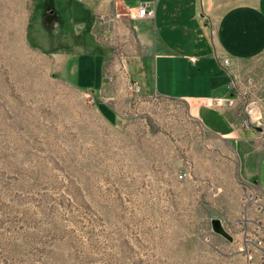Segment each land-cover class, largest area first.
Returning a JSON list of instances; mask_svg holds the SVG:
<instances>
[{
  "label": "rangeland",
  "instance_id": "374dc122",
  "mask_svg": "<svg viewBox=\"0 0 264 264\" xmlns=\"http://www.w3.org/2000/svg\"><path fill=\"white\" fill-rule=\"evenodd\" d=\"M32 8L0 0V264H264V213L233 142L185 101L132 91L118 45L105 90L69 84L65 53L40 50L38 17L27 40ZM238 80L240 108L256 94Z\"/></svg>",
  "mask_w": 264,
  "mask_h": 264
},
{
  "label": "crops",
  "instance_id": "0c3cea01",
  "mask_svg": "<svg viewBox=\"0 0 264 264\" xmlns=\"http://www.w3.org/2000/svg\"><path fill=\"white\" fill-rule=\"evenodd\" d=\"M143 3L153 10L151 18L136 17ZM32 9L27 40L33 44L28 29L38 17L40 50L65 53L59 71L69 84L105 90L103 64L118 45L139 90L185 101L205 131L213 128L214 136L233 142L241 180L264 191V0H33ZM114 15L107 27L99 21ZM236 79L245 89L255 84L261 129L239 128L237 106L204 104L230 95L227 87Z\"/></svg>",
  "mask_w": 264,
  "mask_h": 264
},
{
  "label": "built area",
  "instance_id": "2783aa9c",
  "mask_svg": "<svg viewBox=\"0 0 264 264\" xmlns=\"http://www.w3.org/2000/svg\"><path fill=\"white\" fill-rule=\"evenodd\" d=\"M152 16L153 10L149 8L147 4L143 3L137 8V18H151ZM115 18H117L116 15L112 17L100 16L99 21L103 26L107 27ZM222 62L223 64H227V60H223ZM131 90L134 92L139 91L138 85L132 81ZM227 90L228 92H231L230 95L207 98L204 100V104L210 108H233L237 106V125L239 128L250 129L252 128V125H258L260 116L253 108V102L246 103V105L240 108L238 107V102L244 97V94L238 89L234 80L228 85ZM92 101L93 98H91V102ZM259 137L262 140V146L264 148V131H259ZM180 177H182V175ZM245 184L247 185L246 189L248 190L247 201L254 204L258 213H264V191L260 190L256 184Z\"/></svg>",
  "mask_w": 264,
  "mask_h": 264
},
{
  "label": "water",
  "instance_id": "95a60500",
  "mask_svg": "<svg viewBox=\"0 0 264 264\" xmlns=\"http://www.w3.org/2000/svg\"><path fill=\"white\" fill-rule=\"evenodd\" d=\"M211 229L214 233L222 236L223 238L230 240L231 237L227 234V232L224 230L223 226L221 225L220 221L218 219H212L210 221Z\"/></svg>",
  "mask_w": 264,
  "mask_h": 264
},
{
  "label": "trees",
  "instance_id": "16d2710c",
  "mask_svg": "<svg viewBox=\"0 0 264 264\" xmlns=\"http://www.w3.org/2000/svg\"><path fill=\"white\" fill-rule=\"evenodd\" d=\"M43 52H46L45 50H42Z\"/></svg>",
  "mask_w": 264,
  "mask_h": 264
},
{
  "label": "bare ground",
  "instance_id": "6f19581e",
  "mask_svg": "<svg viewBox=\"0 0 264 264\" xmlns=\"http://www.w3.org/2000/svg\"><path fill=\"white\" fill-rule=\"evenodd\" d=\"M255 110V109H254Z\"/></svg>",
  "mask_w": 264,
  "mask_h": 264
}]
</instances>
